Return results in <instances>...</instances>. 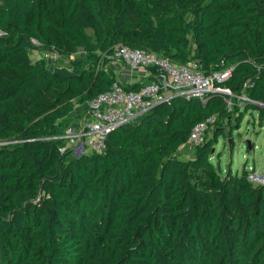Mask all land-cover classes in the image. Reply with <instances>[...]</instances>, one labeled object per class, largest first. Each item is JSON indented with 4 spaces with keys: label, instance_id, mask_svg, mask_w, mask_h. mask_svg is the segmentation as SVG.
Wrapping results in <instances>:
<instances>
[{
    "label": "trees",
    "instance_id": "1",
    "mask_svg": "<svg viewBox=\"0 0 264 264\" xmlns=\"http://www.w3.org/2000/svg\"><path fill=\"white\" fill-rule=\"evenodd\" d=\"M0 32V264H264V184L212 161L234 111L264 126V0H1ZM117 44L204 73L232 66V104L172 97L111 130L104 152L74 155L59 136L116 79Z\"/></svg>",
    "mask_w": 264,
    "mask_h": 264
},
{
    "label": "built area",
    "instance_id": "2",
    "mask_svg": "<svg viewBox=\"0 0 264 264\" xmlns=\"http://www.w3.org/2000/svg\"><path fill=\"white\" fill-rule=\"evenodd\" d=\"M107 58L110 59L109 62L120 61L132 71L143 70L146 73V70H150L151 78L142 82L137 90L124 89L120 80L115 79L109 89L84 103V116L72 121L59 136L65 140V147H69L74 155L104 152L105 139L111 130L124 123L136 122L154 105L172 97H198L204 100L209 94L217 92L221 93L228 106L232 104L233 92L221 84L230 76L232 66L204 73L193 59L175 63L167 57L126 44L113 46ZM237 98L238 105L249 100L244 95ZM216 119L215 115H211L196 122L189 131L187 143L192 148L201 144L205 136L212 132ZM248 169L249 179L264 184L263 173L252 170V167Z\"/></svg>",
    "mask_w": 264,
    "mask_h": 264
},
{
    "label": "rangeland",
    "instance_id": "3",
    "mask_svg": "<svg viewBox=\"0 0 264 264\" xmlns=\"http://www.w3.org/2000/svg\"><path fill=\"white\" fill-rule=\"evenodd\" d=\"M88 32L91 33V30L88 29ZM82 53L83 50L79 48L74 55ZM31 54L33 59L44 58L52 66L65 65L68 62L63 57H54L48 51H32ZM242 112L243 109L234 111L231 115L230 123L225 127L230 131L227 137H223L222 133L219 134L214 144L212 161L215 169L222 173L228 169V166L232 172H240L243 165H246V169L253 166L252 170L264 174V126L259 125L255 109H248L244 114ZM189 152L186 145L178 149L180 155Z\"/></svg>",
    "mask_w": 264,
    "mask_h": 264
},
{
    "label": "crops",
    "instance_id": "4",
    "mask_svg": "<svg viewBox=\"0 0 264 264\" xmlns=\"http://www.w3.org/2000/svg\"><path fill=\"white\" fill-rule=\"evenodd\" d=\"M108 69L110 70V72L112 73L113 76H115L116 79L126 83H142L144 81H147L151 78V74H150V70H146V73L143 70H139V71H132L129 68H127L124 64H122L120 61H112L108 63ZM86 111V107L85 104H79L76 105L75 110L72 112V114H80V118L82 116H84ZM78 119H74V121L79 120ZM71 123V122H70ZM69 123V124H70ZM183 145L188 146L190 152L192 147L187 143L182 144L178 149H180ZM178 152V150H177ZM190 152L187 154H182L179 156L181 158H187L190 155ZM243 167H246V165H243ZM253 167V166H252Z\"/></svg>",
    "mask_w": 264,
    "mask_h": 264
}]
</instances>
